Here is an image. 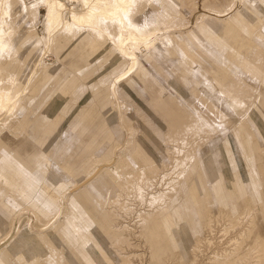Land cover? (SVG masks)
Masks as SVG:
<instances>
[{
    "label": "bare ground",
    "instance_id": "bare-ground-1",
    "mask_svg": "<svg viewBox=\"0 0 264 264\" xmlns=\"http://www.w3.org/2000/svg\"><path fill=\"white\" fill-rule=\"evenodd\" d=\"M70 1L80 4L79 10L67 7L64 0H0V155L7 157L25 175L24 179L12 181V178L7 179L0 174L4 176L0 180V227L5 225V218L11 215V210L24 207L30 212V217L23 216L11 238L3 240L4 234H1L0 253L10 264H51L50 257L57 253L61 259L67 255L72 264H83L79 255L58 233L60 221H63L85 247L89 258L92 259L95 251H107L104 248L107 243L115 254L114 264H135L136 254L119 251L127 243L122 235L125 227L122 219L129 214L132 219L134 214L138 226H144L146 218L155 216L154 219L163 224V233L171 248L187 259L178 246L176 234L178 222L183 221L185 215L192 220L193 233L197 238L191 248L194 255L192 263L264 264V227L247 248L254 259L246 261L248 252L243 256L236 255L241 248L240 239L247 238L254 223L256 212L252 209V196L264 213V199L257 184L259 179L248 175V181L244 182L237 171H232L234 166L228 156L229 149L245 150L241 140L235 139L231 143L233 146L227 141V148L222 145L226 170L232 174L227 186L230 206L238 213L229 217V224L219 227L221 218L227 215L221 205L227 200L222 192L210 140L221 125L229 123L233 113L240 115L237 117L249 114L250 121L243 122L246 128L249 124L248 148L264 153V134L261 131L264 117L256 109L264 115V89L260 92L264 81V12L254 5L264 8V0H175L177 6L171 0ZM19 5L21 7L15 13ZM41 6L45 13L42 28L37 31ZM11 11L15 14L11 15ZM18 17H21L19 22L15 20ZM202 22L206 26H203L204 32L211 31L213 39L197 30ZM17 27L18 30L13 32ZM188 28L194 32H189ZM249 31L257 37L254 38ZM83 38L86 40L80 45ZM72 40H76L75 45H80L73 58L66 62L59 60L57 64H39L43 51L52 47L58 56L61 50H67L65 45ZM157 42L166 47L180 68L191 72L204 84L215 87L219 98H210L195 82L183 79L182 73L157 50ZM31 49H35L37 54L27 63L30 56L26 53ZM89 51L91 54H84ZM141 57H145L154 68L158 67V61H162L177 81L184 80L194 113L141 65ZM62 65H66L71 75L80 80V85H85L87 93L90 88H107V102L101 110L104 118L112 113L107 123H111L116 112L119 121L113 127H119L117 133L126 129L127 124H134L133 109L136 115L146 117L152 125L155 124L151 121L155 116L161 118L158 124L169 130L162 135L163 142L153 151L144 141L135 147L134 141L126 140L133 131L130 125L127 129L130 132L125 133L122 144H111L112 127L97 146L96 130L92 138L80 143L81 147L68 162L70 174L76 177L72 186L60 185L44 175L40 159L48 149L52 155L49 158L53 160L58 151L64 149V153H68L77 143L71 123L62 125L69 103H54L55 98L66 99L68 92L71 94L73 89L83 87H73L72 82L65 85V81L57 88L55 77ZM19 84H22L21 90L13 93ZM132 87L146 102L136 95ZM51 93L55 95L49 98ZM87 93L82 92L84 105L92 102L85 97ZM253 94L258 97L254 99ZM249 102L250 111L246 109ZM57 113L60 116L56 117ZM145 141L152 147L149 139ZM156 149L167 159H162ZM95 158L103 161L89 171V164ZM257 169L259 174L264 172L261 166ZM101 173L112 180L109 179V183L97 180L102 177ZM135 173L140 174V179L128 181ZM181 178L183 182L178 183ZM8 183L15 187V191L8 187ZM52 186L54 189L50 190ZM99 186H104L107 194L92 198L87 190L92 188V194H96ZM37 188L50 192L54 200L63 202V207L67 204L69 214L66 218L61 216L62 213L51 218L42 217L38 211L42 208L53 213L55 203ZM170 191L175 193L172 198L168 196ZM16 192L31 204H23ZM184 192L187 196L182 201ZM178 197L181 202L175 205ZM240 204L242 208H238ZM161 212L163 214L160 215ZM142 213L144 217L139 216ZM201 229L204 233L198 235ZM44 234L52 236L58 243L57 253L50 255V249L41 241ZM151 254L157 256L158 252L152 250ZM232 256L235 258L230 259ZM163 259L168 262V255ZM164 260L160 263L167 264L163 263Z\"/></svg>",
    "mask_w": 264,
    "mask_h": 264
},
{
    "label": "rangeland",
    "instance_id": "rangeland-1",
    "mask_svg": "<svg viewBox=\"0 0 264 264\" xmlns=\"http://www.w3.org/2000/svg\"><path fill=\"white\" fill-rule=\"evenodd\" d=\"M27 1H29V0H27ZM64 1L66 3L67 7H69V8L72 7V8H75V10H79L80 4H76V3L72 4L70 0H64ZM171 1L174 2V6H177V3L175 0H171ZM254 5L260 11L264 12V8H262L261 6L255 4V3H254ZM20 7H21L20 5L18 7H16L14 12L16 13L17 10L20 9ZM10 13H11V15L15 14L12 11ZM44 13H45L44 7L41 6L39 16H38V20L36 23L37 31H39L42 28ZM196 16L194 17V20L197 19ZM21 17L15 18V20H17V22H19L21 20ZM12 20H13V17H12ZM203 26H205L203 24V22L200 23V25L197 27V30H199L202 34H205V36L207 38L213 39L214 34H212L211 31L209 32L208 30H206L204 32ZM191 28H188L187 30L189 32H194ZM15 30H18V27H17V29H13V32ZM249 32L252 36H254V38L257 37L255 34L251 33L252 31H249ZM85 40L86 39L83 38L82 41L80 42V45L82 43H84ZM75 43H76V40H72L68 45H65V46H67V48H66L67 50H65V51L61 50V52H59L60 55H58V56H55L57 54L55 53L56 52L55 49L53 51L52 47L50 49H48V51L47 50L43 51L41 56H40V59H39V64L43 65L44 63H47V62H53L54 64H57V63H59V60L66 62L67 60L73 58L76 55V53L78 52V49L80 48V45H75ZM159 44H160V42H157V50L161 54H163L169 61H171L172 65L178 71H180L182 73L183 79H187V81H189L190 83L195 82L196 85L200 88V90L203 93H207L210 98L212 97L215 100H217V98H219L218 90L215 87H210V86L204 84V82L197 80V78H196L197 76L195 77L194 75L191 74V72H187L184 69L180 68L179 65L173 61L174 57H171V55L167 52L166 47L163 45L161 47V45H159ZM151 53L153 54L154 52L151 51ZM36 54H37V51L35 49L34 50L31 49V50L27 51L26 55L30 56L27 59V63L31 62ZM84 54H91V53L89 51V52H84ZM140 63L142 66L148 68V70L161 82V84L164 86L165 90L168 89L167 91L172 96H174L178 101H180L186 109H188L194 113V110L190 107L191 106V102H190L191 100H190V98L187 97L188 91H187L186 86L184 85V80H182L183 82L177 81L175 79V75L165 67V65L162 61H158V67L157 68H154L153 66H151L149 64V62L145 59V57L140 58ZM97 64L98 63H96L95 65H97ZM202 73H204V72H202ZM71 74H72V72L70 71V69L68 67H66V65H62L59 73L55 77V82L57 84V88L61 87L65 81H66L65 85L72 82L73 87L79 85V87H83V88H75V89H73V91H71L72 92L71 94H69V92H68V94H67L68 97L66 99L64 97L63 98L62 97L55 98L54 104L58 105L60 102H68L69 103V105L67 107V112L65 114H63L65 119H64L62 125L71 123L72 130L76 133V136H77V143L69 150L68 153H66V152L64 153V151H65L64 149L61 150L62 152L58 151L53 156V160L51 158H49L52 156L51 153L49 152L50 149H48V151L46 152L44 157H42L40 159V160H42L41 161L42 162L41 163L42 164L41 170L44 172V175L47 174V177L51 178L53 181L58 182L60 185H63V186H67V185L72 186L71 185L72 182L76 180L75 175L70 174L71 172H70L68 162H70L72 160V158L74 157V155L76 154L78 149L81 147L80 143L81 142H87L89 140V138H92L95 135V133L98 132L97 133L98 136H97V139L95 141L96 145L98 146L99 142H101L105 138V136H107V134L110 133L109 129L112 130V127L116 123H118V121H119L118 115L115 114L116 113L115 111H114V116H112L113 120L111 121V123H109L110 121L108 122L111 125H109L107 123V119H109V117L112 115V113L109 114L108 116H106L107 118H104V116H103L104 113L102 114V110H103L102 108H104L103 104L105 102H107V99H106L107 95H108L107 88L98 86L95 89L90 88L89 92L87 93V89L84 88L85 85L84 86L80 85V80ZM69 75H71V76L68 78ZM163 75H165V77ZM262 77H264V73L262 74ZM21 85L22 84H19L17 86V88H15L13 90V93L15 92V94H16V92L18 90L20 91L22 88ZM132 89H133V87H132ZM263 89H264V81L261 84L260 92H262ZM83 90L85 93H87V95L85 96V97H87V100L88 99L92 100V102L88 103L87 105L83 104V102H85V99H82ZM133 90L135 91L136 95L139 98L144 100L143 97L135 89H133ZM54 95H55V93H51L48 96H49V98H52ZM165 96H167V94ZM255 97H258V96L257 95L254 96V94H253L254 99H255ZM144 101L146 102V100H144ZM247 105L248 106H246V109L249 110L250 109L249 108L250 102ZM256 109L258 110L261 117L262 116L264 117L263 113L257 107H256ZM157 110H158V108L156 109V111ZM131 111L133 113L132 116L134 118V124H130V125H131L133 131L130 133V136L129 135L126 136V138H127L126 140L128 142L134 141L135 147L141 145L140 142L144 141L145 144L153 151L156 146H159V144H161L163 142L162 135L166 134L169 130H167V129L164 130L163 126H160L161 123L158 124V121H161L160 117L155 116L154 119L151 120V121H154V123H155L154 125H152L151 122L147 121L148 119L146 117L141 118L139 115H136L134 113L135 110L132 109ZM56 115H57L56 117H58V116H60V113H57ZM235 115H236V113L235 114L233 113V116L231 115L232 118L231 117L229 118L231 123L229 121L228 124L221 125V127H219V129L214 134L211 135L212 137H210V140L213 142L211 152H212V155L214 156V159H215L217 167H218L217 173L220 176L221 185L223 187L222 192H223V195L226 197V200H227V203L225 202L224 205H221L222 211H224V213H226L227 215L224 218H221V221L218 223L219 227H224L226 224H229V221H230L229 217L238 213L236 209L231 208V206H230V199L228 196V187L227 186L229 185L228 179L232 178V174H231V171L229 172L226 170V166H225L224 159H223V153H222V151H223L222 145H224V147L227 148L228 142H230V145L233 146L231 143H234V141H236L235 139H238L239 142H240V140L242 141L241 143H243L245 150L242 149V151L237 152V150H235L233 147H231L232 149L231 148L229 149L230 153L228 156H229V159H231V162L233 163L232 166H234V170H232V169L231 170L237 171V174H240V176L244 182L248 181V175L249 176L250 175L256 176V180L257 179L260 180V181L259 180L257 181V182H259L257 184H259V186H260L259 188L262 191V199H264V172L259 174L258 169H257L260 166L263 167V169H264V153L262 154L259 152H255V151H253V149H251V147L248 148L250 145L247 143L246 137L249 134L247 132V130L249 129V127H248L249 124L247 126V128H248L247 129L246 125H244L243 122H246L247 120L250 121L251 116L249 114L241 116V117H237L238 114L236 116ZM238 116H240V115H238ZM149 119H151V117ZM162 122L165 123V121H162ZM233 123H234V125H233ZM130 125L127 124L125 127L126 129H122L120 133L119 132L117 133V130L119 129V127H117V129L113 127V130L111 132V134H112L111 135L112 136L111 144L112 145H120L123 143V141L125 139V133L130 132L129 130H127V129H129ZM261 125H262L261 131L264 134V125L263 124H261ZM146 139H149L151 141L152 147H151L150 143L145 141ZM49 143H50V141H49ZM114 147L115 146H112V149H114ZM156 150L159 151L158 149H156ZM159 153H160V156L162 159H164V160L167 159V157L163 153H161L160 151H159ZM256 154H259V157ZM260 157L262 160L260 159ZM252 158H254V160L258 159L257 161L255 160L256 163ZM102 161L103 160L101 158H95L89 164L88 170L90 171L94 166L98 165ZM261 161H262V163H261ZM43 164H44V166H43ZM160 164H161V161L159 160V165ZM195 171H196V169L194 170V172ZM0 174L4 175L7 179L12 178V181H14L13 179H19L20 180V179L25 178V175L19 170V168L14 166L8 160V158L3 156V155L2 156L0 155ZM2 175H0V180H2L4 177ZM101 176L102 177L97 178V180L103 179L107 183H109V181H108L109 179L112 180V178H108L107 176H103V173H101ZM139 179H140V174L135 173L130 179H128V181L132 182L133 180L136 181ZM181 182H183L182 178L180 180H178V183H181ZM7 185H8V187H11V190L15 191L14 186H11L9 183ZM185 185H188V184L186 183ZM118 186L119 185L117 184V187ZM177 188L178 187L176 185L175 189H177ZM37 189H38V191L42 192L46 197H48L50 200H52L55 203V208L53 210V213H50L46 210H43L42 208H41L42 211L41 210L38 211V212H40L42 217L51 218L54 214L59 215V213L60 214L62 213L61 216L66 218V215L69 214L68 213V211H69L68 206H66L67 204H65V206L63 207V202H60L59 200H57L58 201L57 202L56 200H54L51 197L50 192H45L41 188H37ZM53 189H54V186H52L50 190H53ZM96 190L99 191L96 194H92V192H93L92 188H90L89 191L87 190V192H89V194L92 198H96V199L101 197L104 194H107V192L104 191V186H99L96 188ZM63 193H64V190H63ZM173 193H174V191L168 192V196H170V198H172L173 195L175 194V193L174 194ZM185 193L186 192H184V194L181 195L182 201H184L186 196H187ZM16 194H17L19 200L23 204H27V205L31 204L30 201L26 197H24L22 194L17 193V192H16ZM252 199H253V205L252 206L254 208H256V209L252 208L254 210L253 212H256V213H254V217L252 220V222H254L255 224L254 223L252 224L251 232L247 236V238L245 237V238L240 239L241 240V248L239 249L238 254H236L239 256H243L244 253L248 252V256L246 257V259H247L246 261H249V262L252 261V259H254V257H253V253L251 252V250H249L247 248L249 247V244L251 245L250 241H253L255 239L254 237H256L258 235V233L262 232L263 231L262 229L264 227L263 210L261 209V206L257 202L255 196H252ZM71 200H73V198ZM224 200H225V198H224ZM180 202H181V198L178 197V199L175 202V205L179 204ZM263 203H264V200H263ZM256 204H257L258 208L256 206H254ZM241 206H242L241 204L238 205V208H242ZM142 207L143 206H141L140 208H142ZM33 208L38 210L36 207H33ZM10 213H11V215L8 218H5V222H4L5 225L0 227V236H1V234L2 235L4 234V236L2 237L3 240L5 238L6 239L11 238V236L17 230L19 224L23 220V216L25 218L30 217L29 209H27V208L25 209L24 207L22 209L11 210ZM161 214H163V213L161 212L160 215ZM133 215L134 214H132V219H131V214L126 215L122 219L124 221V225H125V227L122 228L123 229L122 235L126 239L127 243L124 244V246L120 247L119 251L122 250V252H125V253L130 252L129 255L136 254V256H134L135 257V260H134L135 264L136 263H138V264H161L160 263L161 260L163 261L164 260L163 258L167 257V255L169 257V260H168V262L164 260L163 263H165V262L167 264H191L192 263V261L194 259V255H193L191 248H193L197 238L193 233L194 226H193V222L190 218H188L187 216L184 215L183 221L179 220L178 225L176 224L178 227V229L176 228V234L179 237L178 246L182 249L183 254L187 258V259H185L182 255L178 254V252L176 250H173V248H171L170 241L166 237V234L163 233L164 232L163 231V224L162 223L160 224V222L155 220L154 219L155 216L151 219L146 218V220L144 221V226H145L144 227V226H138V224H136L137 220H136L135 215L134 216ZM256 215L258 216V218H256L257 217ZM139 216L144 217L145 214L142 213ZM63 217H61V218L63 219ZM124 218H126V219H124ZM241 218L243 219L244 215H242ZM60 224H61V228L59 229L58 233L61 234V237L66 241V243L70 246V248L73 249L79 255L80 261L83 264H114L115 254H114L113 250H111L110 248L107 247V243L104 245V248L107 251H95L94 255L92 256V259H91V258H89L88 254L85 250V247L81 244L79 239L77 237H75L72 233H70L69 228L67 227L66 223H64L63 221H60ZM219 224H221V225H219ZM127 232H129V233H127ZM134 232H135V234H134ZM203 233H204V231L201 229L198 235L203 234ZM226 234L227 233H225V236H228V234L227 235ZM225 236H222L223 239L225 238ZM80 239L82 240V238H80ZM155 239H156V243L153 244ZM244 239H245V241H244ZM136 240H137V242H136ZM41 241L45 244V246L47 245L48 248L50 249V255L52 253L55 254L58 252V250H57L58 248L56 246H59V245H58V243H56L54 241V238L52 236H49L48 234H44L41 237ZM133 241H135V242H133ZM130 242H131V244H130ZM243 242H245V243H243ZM124 248H126V249H124ZM127 248L129 249V251H127L128 250ZM230 248H232V246H230ZM131 250H133V251H131ZM152 250H156L158 252V255L153 256L151 254ZM134 257H133V259H134ZM205 257H208V255L206 254ZM248 257H249V259H248ZM232 258H235V256L234 257L232 256L230 259H232ZM208 259L209 258H207L206 261H208ZM0 261L1 262L4 261L3 262L4 264H10L9 260L2 253H0ZM49 262L51 264H72L69 261L67 255H64V257L61 259L58 255V253L55 254L54 257L51 256L49 259ZM192 264H194V263H192Z\"/></svg>",
    "mask_w": 264,
    "mask_h": 264
}]
</instances>
